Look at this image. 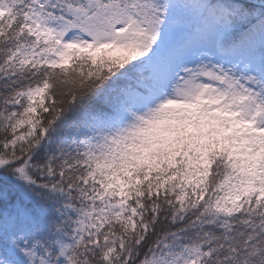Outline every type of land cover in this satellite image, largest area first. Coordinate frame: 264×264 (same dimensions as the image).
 <instances>
[{"label":"snow or ice","instance_id":"6c2138e0","mask_svg":"<svg viewBox=\"0 0 264 264\" xmlns=\"http://www.w3.org/2000/svg\"><path fill=\"white\" fill-rule=\"evenodd\" d=\"M0 264H264V0H0Z\"/></svg>","mask_w":264,"mask_h":264}]
</instances>
